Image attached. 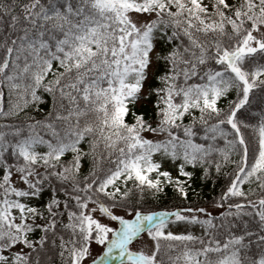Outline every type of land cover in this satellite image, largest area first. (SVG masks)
Listing matches in <instances>:
<instances>
[{
    "label": "snow or ice",
    "instance_id": "obj_1",
    "mask_svg": "<svg viewBox=\"0 0 264 264\" xmlns=\"http://www.w3.org/2000/svg\"><path fill=\"white\" fill-rule=\"evenodd\" d=\"M0 264H264V0H0Z\"/></svg>",
    "mask_w": 264,
    "mask_h": 264
},
{
    "label": "trees",
    "instance_id": "obj_2",
    "mask_svg": "<svg viewBox=\"0 0 264 264\" xmlns=\"http://www.w3.org/2000/svg\"><path fill=\"white\" fill-rule=\"evenodd\" d=\"M219 187H220V185L217 184L216 185V191L217 192L219 191ZM197 190L198 191H201L202 196H207L208 198H211L213 196V194H214V192L212 190V184H211V182H208L206 185H202ZM168 192H169V195H168L167 198H165L166 200L170 199L171 196H172V193H171V190L170 189L168 190ZM193 199H195V197H193Z\"/></svg>",
    "mask_w": 264,
    "mask_h": 264
},
{
    "label": "rangeland",
    "instance_id": "obj_3",
    "mask_svg": "<svg viewBox=\"0 0 264 264\" xmlns=\"http://www.w3.org/2000/svg\"><path fill=\"white\" fill-rule=\"evenodd\" d=\"M96 251H99V249H96Z\"/></svg>",
    "mask_w": 264,
    "mask_h": 264
}]
</instances>
